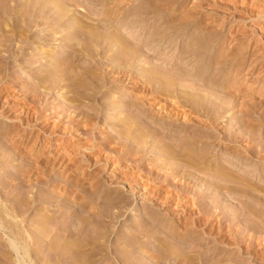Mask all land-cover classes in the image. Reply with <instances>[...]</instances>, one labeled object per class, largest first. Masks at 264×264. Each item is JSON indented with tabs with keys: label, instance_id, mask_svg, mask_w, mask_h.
Returning a JSON list of instances; mask_svg holds the SVG:
<instances>
[{
	"label": "rangeland",
	"instance_id": "1",
	"mask_svg": "<svg viewBox=\"0 0 264 264\" xmlns=\"http://www.w3.org/2000/svg\"><path fill=\"white\" fill-rule=\"evenodd\" d=\"M156 1L157 0H113V1L111 0V4L108 8L115 9V10L112 9L113 11L120 9V14L117 16L115 20L114 19H112L113 21L111 20L112 23L111 22L109 23L111 24L110 28L108 27V29H105L107 27L98 25L97 30H99L98 32L100 36L102 32H104L103 34L108 33L109 29H113V28L115 29L117 28L116 30H118L121 34L123 33L125 35V33L131 31L132 27H133L132 31L140 30L139 28L143 27L142 30L144 31L142 30H140V32L138 31L139 34L141 35V36L139 35V37H141L139 39L142 40V38L144 37L148 38L150 36L151 31L157 29L156 31H154L157 33L158 31L161 32L162 30H164V28H166L168 32L167 35L170 34L172 35V36L170 35L171 38L168 39L167 42L165 43L167 45V49L164 52L165 53L164 59H165V63H167L168 65H170L169 63L176 61L177 54L179 53L180 50H184V47L186 48V46L187 47L190 46L189 48L191 49L193 48V46L194 49L195 48L196 49L199 48V49L198 51H196L198 53L197 55L198 57L195 58L196 60L193 59L194 61L190 60L192 62H188L187 59L186 60L184 59L183 63L185 65L186 63L187 64L189 63L190 65H194V66L198 65L196 66V68H198L199 66H200L199 68H201L202 66V68L204 69L205 64L209 62L210 59L211 61H213L214 59L212 64L213 68L210 69V72L208 70L210 74L209 76L210 78L213 77L212 76L213 74H219L220 77L223 76L219 81H216L217 83L216 85L217 86L220 85L221 87H223L224 91L226 90L225 92L223 93L220 92V93L221 96H223L224 98L226 95L225 99H227V101H230L229 103L231 105L230 107L231 116L229 115L230 119L229 117L227 119H224L220 123L222 126L219 124V126L223 128L220 129L221 132L230 129L229 130L231 131L230 134L232 133L234 135L235 133V134H240L239 136H242L241 139L239 140L240 143H238L239 141H237V144L235 143V145H237L235 147L237 148L234 150H239L241 148L240 146H243L242 149H248L249 151L250 148L253 149L254 147L255 148L253 150L255 149L257 150V148H259L258 150L261 149L262 150L258 152V154H256L257 157L255 156V153H254L255 157L253 155L247 154L249 155L248 156L249 158H245V156H243V153L237 156L236 153L235 154L231 153V155L230 153L226 154L225 151L222 152L223 150L222 147L224 148L225 146L224 145L222 146L220 143H216V140L214 141L213 139V137H215L216 134H214L215 136L212 134L213 136L209 139L211 141L210 142L211 148L206 152V154L208 155L207 160L212 159L214 161L216 159L221 162H223L224 159L226 161L235 160L236 162H238V160L239 162H246V161L248 162L251 160L250 165H252L251 167L254 166L251 169L255 174L259 173L264 180V162H262L261 160L262 158H264V0H158L157 2ZM87 5L88 4L86 3L82 4V6L85 9L86 7H88ZM150 6L151 7L155 6L157 12L156 10L152 9ZM80 7L79 8L71 7V9L74 10L73 11L74 15L72 16V11H71L69 12V16L76 19V16L78 17L79 14L81 15V13L78 11L80 10ZM83 7H81V9ZM145 7L149 11L146 10ZM96 8L97 9L94 11V13L88 14L87 12L85 13V11L83 12L85 13V15L88 14L89 16L88 15L87 16L91 17L90 19H92V20L83 19L86 22V24H89L92 21L93 23L94 22L96 23L97 21L101 20V18L102 19L104 18L103 15L102 16L100 15L101 11L103 10L101 6L98 5L96 6ZM135 8L139 9L138 12H136V14L140 15L141 13L142 14L144 13L146 17V18L144 17L146 19L145 25L141 26L142 22L140 20V21H135L132 24H129V26L131 25L130 27L128 25L127 27L121 26V24L123 25L124 22L123 20L125 17V16L123 17L122 15H124V13H126L131 9L134 10ZM142 9L145 10L143 11ZM140 10L142 12H139ZM144 18L142 19V21L145 20ZM54 27H56V25ZM58 27L60 28V26ZM46 28H48L46 27V25L40 24L39 26L35 27V30L39 34L40 33L42 34V33H47L46 32L47 30H45ZM59 33H60L59 36L60 35L63 36L65 31H61ZM100 40H97L96 42L99 43ZM91 41L92 40L90 41L87 40V42L89 43ZM64 42L60 43V41L58 42L56 41V44L54 42V46H55L54 51L56 52L54 55L56 57L54 55H53L54 57L52 55L49 57V55H47V52L39 48L34 49L33 47H26L27 49L25 50L22 58H19L18 60H16V62H13V60L11 62L12 57L10 56L13 51H9L11 52L10 54H8L9 57L7 56L6 53L0 52V61L6 63L7 68L9 70L7 75L4 78H1L0 80V93H2L0 94V103H1L0 104V138H1L0 158L2 160L0 161V174L7 176V174L9 173L11 175V177L10 175H8L9 178L7 177L9 183L6 182L5 185L6 184L7 185L6 186L4 185L6 187V191L8 195L10 196L11 194L10 196L11 200L9 199V202H7V207L10 206L9 208H11L12 205L16 207L19 204L18 199H21L20 198L21 196L22 197L26 196L25 198L29 196L31 197L33 196L32 198L35 197V201L37 199V201L35 202V206L37 205L35 207L36 211L34 209H33L34 212H32V209L28 210L29 212L27 214L28 217L27 224L29 221H34L35 219H37L40 212L39 209L43 211V208L47 209L48 212L51 211L55 212V215L54 212L52 213L53 216L57 218V219L54 218L55 221H57L56 225L59 226L60 223L61 224L60 226H62V228L66 226L67 223H69L67 225L74 226V224H76L75 219L77 216L82 217V219L84 220L87 219L85 220L86 222L84 221L85 222L83 224L84 226L80 230V232L83 231L81 232L80 237L85 239H90L95 236L99 237L101 236V232L107 229L105 232L108 233L111 232L110 233L111 235H109V239L107 236L106 240H109L108 245L111 246V248L112 247L114 248V250L112 249L113 253H111L112 251L110 252L112 255L114 253L116 255L117 253H120V249L122 251L121 253H123L124 248H122L123 247L122 242L123 240H126L127 237L128 238L130 237L129 239L132 240L133 239L138 240V242H136L135 244V246L137 247L141 246L142 240H146V239L149 241L163 240V242L165 240L164 242V244L166 243L165 247L169 245L168 247H170L171 249L175 248L176 246L175 245L176 242L174 240L180 239V240H185V242H183L185 243L184 246L189 245V248L191 246V249H194V247L196 246L195 247L196 250L194 249V252L193 250H191L193 253L196 252L198 254L200 252L198 257L200 261L194 260L187 262V264H198V263L213 264L214 258L224 255H225L224 258L226 257L225 259L227 260L238 261V263L236 262L237 264L239 263L261 264V262L262 264H264V262L260 260V257L256 255V253L259 250H260L259 251L260 254L261 252L262 254H264V240H250L251 245L249 246V250H248L249 252L247 251V253H245L246 250L245 251L243 250L248 245V241L246 240H244L242 245L240 243L241 245L239 247L240 249L236 248L237 246H235L232 243L233 240H226L227 238L225 236H227L228 234H226L227 232L225 233L227 229L225 230V228L223 227L224 224L221 228L222 230L216 233L218 231L216 229L219 226L217 222L218 221L217 218L219 219V217L216 218L215 216L213 217L210 216L209 218V215L207 216V214H209L211 210H209V204L206 201H201V200L196 201L195 198L194 200H191L192 198L189 195L188 197L185 196L184 199L183 198L181 199L182 203L181 202L175 203V198L173 195L174 190H172V188H168V189L165 188L167 190L165 189L160 190V187H166L165 185L166 183L163 182L162 179L152 180L149 176H147L146 178V176L144 175H142L143 181H146L147 179H151L150 181L153 182L152 183L146 182L148 185H146V188L143 191L135 190V189L130 190L128 188V183L130 182L129 178L135 177V179L136 180L138 179L139 181V177H136L137 175L135 171L136 169L131 170L132 175H130L129 172H127V168H129L130 164L126 162L124 159L128 156V154L126 155V157H124V159L120 160V162L114 166H112L111 163H109V165L108 164L106 165L104 163L106 157H111L113 155L110 153H109L110 156L106 153L103 154V152L101 151V138L102 139L107 138L106 140L105 139L104 140L106 142L109 141V143L107 142L108 145H110V147L114 149H119L123 143L125 145L128 144L136 147L137 149L140 150L141 154L143 155L142 158L144 162L143 164L149 167L151 165V167L153 169H156L159 172V174L162 176H167V175L171 176V177L167 176L168 181H173L174 179L177 181L181 179L180 176H184V178H187L186 182H189L190 184L192 183L194 187L199 190H204L208 184H210L211 186L213 184H217L213 180H209L210 178L208 177L198 176L196 180L192 178H188V173H190L189 169L185 167H181L180 165H177L174 162H170V161L165 162V160L160 156V154L156 153V148L153 146V143L157 139H162L164 142H168V139L166 137L159 138L158 135L152 136L150 140L147 139V145L135 146L131 141V139H133L132 138L133 134L129 139L128 138L124 139V137L115 134L117 133L118 130H114L112 129L113 128L112 126H109L111 125V120L109 121L108 119L110 118L109 116H111V114H112L111 117H113L114 115L113 113H116L117 111L113 110L111 111L112 113L109 112L108 110L101 111V105H103L102 103L105 104L108 103V100H106V98L104 97L109 96L114 91H116L115 93L116 95L122 97L125 91L127 90L132 91L133 89L136 88L138 89V87L135 86V84L128 79L124 80L122 84L121 82L120 83L116 82V84L114 85L112 82L109 84L107 81V84L105 83L106 85L104 87L102 88L100 87L101 44L97 49H94L93 48L94 46L96 48L95 43L94 42L90 43L91 45L94 44V46L92 45L93 47H90V44L88 43L89 54H90V49H92L94 52L93 54L95 56L99 55L96 58L98 59L96 61L98 62V65L93 64L95 61L91 59V56L89 58L82 56L81 57L82 60L81 58L79 59L78 61L79 63L77 62L76 63L77 65H75V68H73L74 71L72 70V73H69L65 81H62L63 78L58 77L56 79L58 80L59 84L55 83L54 85L53 82H52L53 84L47 82L46 84L44 80L45 78H43V76L46 78L47 77L52 78V76L53 77L60 76L58 75V73H60L59 69L62 67L58 66L59 62L61 61L60 60L61 57L59 59L58 56L59 55L69 56L70 54L68 55V53L72 51L68 48L65 49ZM187 42L188 45H186ZM192 44L195 45L191 46ZM220 55L221 56L224 55V56L221 57ZM65 56H62V59ZM29 57H32L31 60H28ZM55 59L57 62L55 61ZM199 68L197 70H199ZM213 69L215 70V72L213 71ZM47 70H49V73H47L48 72ZM50 81L52 80L50 79ZM88 81L90 82L88 83ZM73 82L75 84H73ZM34 83L38 85V88L34 92H36L39 95L38 96L39 98L37 97L38 102H36V104L33 106L30 100L32 99L33 96L32 89ZM72 84L74 86H72ZM96 84H100V85L98 86ZM4 85H7L8 88H4L3 87ZM215 92L217 93V91ZM152 96L159 97L157 95H152ZM125 97L127 98L128 96L125 95ZM64 99H67L69 102L65 103ZM154 99H151V101H156V98ZM30 103L32 104V106ZM35 107H38L39 109L38 114L40 118H38L37 121L33 120V118L31 117L32 116L31 113L33 112V109ZM30 109L32 112L31 111L29 112ZM244 109L245 112L249 110V112L247 113L249 114L247 115L248 118L246 117V122L249 119L248 121L249 124H247L248 122L246 124L251 125V127L253 126L252 128L254 130L252 132H254L253 133L254 140L251 137L252 134L247 132L249 130L247 127H245L247 128L246 129L247 131H244L243 129L241 130V128H238V126L235 123H233L235 122L233 120H236L237 117L239 118L240 116H242L243 114L242 111L244 112ZM193 115H195V113H191L190 117L195 118L196 115L195 116ZM124 116H128L127 113H124ZM107 117L109 118L107 119ZM65 122L66 123L68 122V124H66ZM62 123L63 125L65 124L64 126L66 129L64 128V126H62ZM195 127L193 126V128L188 129V131H186L185 133L195 130L203 131V128L201 127L199 128V125H196ZM248 133L251 136H249ZM194 137L199 139V137L201 136L198 135L197 137L196 136ZM198 149L203 150V148H198ZM209 160L206 162L209 163ZM171 167L175 168V171H171L170 170ZM15 170H17L16 173L18 172V175L13 173V171ZM125 172L126 174H124ZM255 174L250 175L251 180H254L253 183L259 182L258 180L259 177L258 176L256 177ZM23 179L25 180L23 181ZM251 180L250 182H252ZM180 181L182 182L183 179ZM149 186L156 187V190L148 192L147 188ZM208 188H209L208 191L210 193L212 187L211 188L208 187ZM0 189L2 188L0 187ZM213 189L217 194V190L214 187ZM167 192L171 194L168 195ZM223 192L224 190H222V192L220 193L221 196L223 195L222 194ZM22 193H24L23 194L24 196L21 195ZM39 193L40 195L44 193L43 196L45 195V197L51 196L50 199L56 197L54 199L55 201L53 204L50 202L51 205L49 206L50 208L48 207L45 208L44 202H42L45 197L41 198L42 196H39ZM216 194L211 193V196H216ZM38 196L40 199H42V201L38 199ZM207 196H210V194H207ZM228 196L229 197L224 196V198L226 197V199L222 198L223 201L222 205H230V207L232 208L236 207L237 209V207L242 206L241 205L242 202L243 204L246 205L247 208L250 209L253 208L252 210L260 214L264 213V210H262V206L258 207V204L256 205V202H251L250 200H249L250 202L246 201L243 196H239L238 194L234 196L233 194H230ZM82 197L84 198L82 202L85 203V209H83V212L82 211L76 212V208L78 206L77 203L78 202L80 203L79 200L82 199ZM12 198L15 199L18 198L17 199L18 204H16V201H14ZM113 198H124V200L122 201L119 200V202H115L113 204L115 206L113 205L110 206L111 202L113 201ZM238 200L239 202L241 200V202L240 203L237 202ZM74 201L77 202L75 203ZM109 201L111 202L109 203ZM17 207L18 209L15 208L17 214H20L18 213V210L21 211L20 210L21 207L20 206ZM91 207L92 208L94 207L95 210L92 209ZM105 207H111V211L114 213L115 212L119 213V211H121L120 214L122 213L123 214L117 219V221L115 220L111 221L106 219V222H104V224H101L100 216L91 217L92 215L89 214L90 211L92 213V211L94 210L93 212L97 213L98 211L96 210L100 211L102 208ZM74 211L76 212V214L77 213L78 214L74 215L75 213ZM88 211L89 213H87ZM200 211H202V213ZM73 216L76 217L74 218ZM246 216L245 219L248 218L247 219L248 222L253 221L254 223L253 224L252 222H250L249 224L252 223L255 226V229L254 228L253 229L254 231H256L255 232L256 236L254 235L253 239L255 237L264 239V229H262V227L261 228L259 227L260 225L257 222V220L255 221L253 217L250 216V214H246ZM90 218H93L94 221H97L99 223L94 222L93 219ZM140 218L141 219L144 218V219L141 221V223H139L141 227L137 226L139 228V229L137 228V230L139 231H137L135 228H133L132 230L131 224L134 223V226H136L137 222L140 221L139 220ZM191 220L192 221L194 220L195 222H192ZM186 221H190L191 223H188ZM155 223L157 224L161 223L162 228L157 229ZM243 223L245 222L243 221ZM243 223L240 222L238 224L239 226H235V224L233 223L234 225L232 226V229L234 228L233 231L234 230L236 231V229L237 230L240 229V227L247 226V225L244 226ZM255 223L256 224L258 223L257 225H259L258 227L260 229L256 227L257 225ZM27 224H24V228H27L25 226ZM190 224L192 226H190ZM170 226L172 227V229H170L171 228ZM102 227H104L105 229ZM60 228L61 227H59L58 229ZM62 228L59 230L58 234H57L58 230L54 232V229H52L53 230L52 232H54L53 234H55V236L57 235L56 237H54L53 235L54 238L57 239L59 235L62 236V234L60 233V231H63ZM146 228L149 229V232L141 234L140 233L141 229L143 230L145 229L146 231H148V229ZM49 229L50 228H48V230ZM230 236L231 235H229V237ZM48 241H50V244H52L53 242V246H56V244H54L55 241L56 243L58 242V240L55 241L32 240V244H31L32 249L30 248V250L33 251L29 252V254H31V256L34 254V256L32 257H35V255L37 256L34 258L35 260L32 259L31 261L32 264L44 263L42 262V260L45 259L46 257L45 255H47L46 253L48 252L47 250L48 248L47 249L45 248V244H48L49 247L51 246L48 243ZM63 241L66 240H59L58 244L60 245V243ZM79 241L81 242V240ZM230 241L233 245L232 244L230 245ZM65 243H69V241L63 242L64 245ZM66 245L64 247H66ZM95 253H94L95 257H93L94 258L93 262L95 263H93L91 259V263L89 262V264L92 263L101 264V262H104V264H111V263L114 264L112 262V259L108 257L102 259L101 254L97 255V252ZM125 253L126 255H128V257L131 255L132 257L137 256L140 258L141 257L143 258V256L144 257L147 256L149 258L150 255V252L149 253L146 252L147 253L146 254L145 252L138 251L137 249ZM111 254L109 255V257L113 258ZM69 255L70 254L68 253L67 255L62 256V258L59 257L53 261L52 260L48 261L49 263L46 262L44 264H78L73 259L69 258ZM170 264H175V262Z\"/></svg>",
	"mask_w": 264,
	"mask_h": 264
},
{
	"label": "bare ground",
	"instance_id": "2",
	"mask_svg": "<svg viewBox=\"0 0 264 264\" xmlns=\"http://www.w3.org/2000/svg\"><path fill=\"white\" fill-rule=\"evenodd\" d=\"M84 3L88 4L87 5L88 7H86V9L82 6V4H84ZM114 3H116V2H114ZM110 4H111V0H0V52L6 53L7 56L9 57L8 54L11 53L9 51H13L11 56H10V57H12L11 62H12V60H13V62H16V60H18L19 58H22L25 50L27 49L26 47H33L34 49L39 48L41 50H44L45 52H47V55H49V57H50L51 55L53 56L56 53L54 51V48H55L54 42L56 44V41L57 42L60 41V43L65 41L66 42V43L64 42L65 49L68 48L72 51L70 53H68V55L70 54L69 56H67V55L66 56L65 55H61V56L59 55L58 56V54H57L59 59L61 57V59H60L61 61L59 62L58 66H60L62 68L59 69L60 71L57 70L60 72V73H58V75H60V76H54L55 78L53 76H52V78L51 77L46 78L43 76V78H45L44 79L45 83L47 82V83L51 84L53 82L55 85V83L59 84L58 80L56 79L58 77L63 78V80L62 79L61 80L65 81L66 77L69 75V73H72L73 68H75V65H77L76 63L79 61V59L82 56L88 57V58L91 56V59H93V61H95L93 64L98 65V62H96L98 59H96V58L99 55L95 56L93 54L94 52L92 49H90V54L91 53L92 54L91 55L89 54V48H88L89 42H87V40L88 41L92 40L90 43H93V42L95 43L96 48H95L94 44H92L94 46L93 47L89 43L90 47H93L94 49H97L101 44V58L99 57L101 59V85L100 84H96V85H98V86L100 85V87L102 88L107 84V81L109 84L112 82L114 85V84H116V82L117 83L121 82V84H122L124 80L128 79V80H131L135 84V86L138 87V89L136 88V89H133L132 91H128L126 89L127 91H125V93L123 92L124 95H122V97L121 96L119 97L118 95H116L115 94L116 91H114V92L112 91L113 93H111L109 96L104 97V98H106V100H108V103L107 104L102 103L104 106L101 105V111H103V110H108L109 112H111L113 110L117 111L116 113H113L114 114L113 117H111L112 114H111V116H109L110 118L107 117V119L109 118L108 119L109 121L111 120V125H109V126H112L113 127L112 129L119 131V132L117 131V133H115V134H117L118 136L124 137V139L125 138H128V139L131 138V135L133 134L132 135L133 139H131V141L135 146L147 145V139L150 140L152 138V136L158 135L159 138L166 137L168 139V142H164L162 139H157L153 143V146L156 148V153L157 154L159 153L160 156L165 160V162L166 161L174 162L175 164L180 165L181 167H185V168L189 169L190 173H188V178H192V179L196 180L198 176L208 177V178H210L209 180H213L217 184H213L212 186L210 184H208L210 186L207 185V187H205L204 190H199V189L195 188L192 183L191 184L193 186L189 182H186L187 178H184V176H180L181 179H179L177 181L175 179L174 180L172 179L173 181H168L167 176H169V175L162 176L159 174V172L156 169H153L151 167V165L149 167V166L143 164L144 163L143 159H142L143 155L141 154L139 149H137L136 147H134L132 145H128V144L125 145L124 143H123L124 145L122 144L119 149H114V148L110 147V145H108L109 141H107L108 143L105 141L107 138L106 139L104 138L105 140L101 138V151L103 152V154L106 153L109 156H110V154H112L113 156L106 157L104 163L106 165L107 164L109 165V163H111L112 166H114L117 163H119L120 160L124 159V157H126V155L128 154V156L124 159L126 162H128L130 164L129 168H127V172H129V174L132 175L131 170L136 169L135 170L137 173L136 177H139V181H138V179L136 180L135 177L129 178L130 182L128 183V188L130 190L135 189V190L143 191L146 188V185H148L146 182L152 183L153 181H150L151 179L152 180H161L162 179V181L166 183L165 184L166 187H160V190L165 189V188H167V189L172 188V190H174L173 195L175 198V203L181 202L182 198L184 199L185 196L188 197L189 195L192 198L191 200H194V198H195L196 201L197 200L206 201L209 204V210H211L210 213L207 214V216L209 215V218H210V216H212V217L215 216L216 218L219 217V219L217 218L218 221L216 220L219 224V226L217 225L218 227L216 230H218V231L216 233H218L222 230L221 228L224 224L223 227L225 228V230L227 229V231H225V230L224 231H225V233L227 232L226 234H228L227 236H225L227 238L226 240H233L232 243L235 246H237L236 248H239L242 245V243L244 242V240L248 241L247 247L243 249L244 251L246 250L245 253H247V251L249 250V246L251 245L250 240H264V239H261L259 237H255L253 239L254 235L256 236V234H255L256 231H254L255 226L253 225L254 224L253 221L248 222L247 221L248 218L245 219L247 217L246 214H250V216L253 217V219L255 221L257 220V222L259 223L260 226L257 225L258 223L257 224L255 223L257 225L256 227L259 226L260 228L262 227V229H264V213L260 214L258 212H255L254 210H252L253 208L252 209L247 208L246 205L241 202L242 199L240 200L242 206L237 207V209H236V207H234V208L230 207V205H222V202H223L222 198H224V196L229 197L228 195H230V194H233V196L238 194L239 196H243L246 201L250 200L251 202H256V205L258 204V207L262 206V210H264L263 209L264 208V180H263L262 176H260L259 173L255 174L253 172V170L251 169L254 167V166L251 167L252 165H250L251 160L248 162L247 161L246 162H239V160H238V162H236L235 160L234 161H226L224 159L225 162L223 161L224 162L223 163V162L216 160V159L214 161L212 159L211 160L208 159L209 163H207L206 161H208L207 160L208 155L206 154V152L208 150H210V148H211V146H210L211 141L209 139L214 134H216V136L214 135L215 137H213L214 141L216 140V143H220L222 146L223 145L225 146L224 148L222 147V149H223L222 152L225 151L226 154L230 153V155H231V153H234V154L236 153V156H237V155H240L241 153H243V156H245V158H249L248 157L249 155H247V154L254 156V153H255V156H256V154H258V152H260L262 149L258 150L259 148H257V150L256 149L253 150L255 148L253 146L254 148L253 147H252L253 149L250 148V151H249L248 149H242L243 146H240L241 148L239 150H234L237 148V147H235V146H237V145H235V143L237 144V141H239L242 136H239L240 134H235V133H234V135L232 133L230 134L231 131H229L230 130L229 128H228L229 130H227V131L224 130V132H221L220 129L222 127H220L219 124L224 119H227L228 117L230 119V116H231L230 115V111H231L230 107H231V105L229 103L230 101H227V99H225L226 95H225V98L223 96H221L220 92L223 93L226 90L224 91L223 87H221L220 85H218V86L216 85L217 84L216 81H219L223 76L220 77L219 74H213V73H212L213 77L210 78V76H209L210 75L209 74L210 69L213 68L212 64H213L214 59H213V61H211V59H210L209 62H207V63L205 62L206 63L205 66L203 63L204 69L202 68V66H201V68H199L200 67L199 66L198 67L199 70H197L198 68H196V66H198V65L194 66V65H190L189 63L188 64L186 63V65H185L183 63L184 59L185 60L187 59L188 62H192V61H194L193 59L198 57L197 56L198 53L196 51H198L199 48L194 49L193 45L196 44V42H195V44L191 45V46H193L192 49L189 48L190 46H188V47L186 46V48L183 46L184 50L179 51V53L177 54L176 61H173L172 63H169L170 65H168L167 63H165V59H164V56H165L164 52L167 49V45L165 43L167 42L168 39L171 38L172 35L171 34H170L171 36L167 35V33H168L167 29L164 27H163L164 30H162L161 32L158 31L157 33L154 32L157 29L156 30L153 29L154 31L150 32V36L148 38L144 37V38H142V40L139 39V38H141V37H139V35H140L139 32H140V30L143 29V27L139 28L140 30H136V31L135 30L132 31V29H133V27H132L131 31L127 32L128 34L125 33V35L123 33L121 34L118 30H116L117 28L115 29L112 27L113 29H109L108 33L103 34L104 32H102V33L100 32L101 33V36H100V34L98 32L99 30H97L98 25L107 27L105 29H108V27L109 28L111 27V24H109L111 22V20L112 19L115 20L117 18V16L120 14V9L113 11L115 9L112 8L113 9L112 10L111 8H108L110 6ZM98 5L101 6V8L103 9V10L101 9L102 11H101L100 15L101 16L103 15L104 18L103 19L101 18V20H99V21H97L98 20L97 19L96 23L95 22L93 23V21H92L91 23H89L90 25L86 24V22L83 19L92 20V19H90L91 17H88L89 16L88 14L94 13V11L97 9L96 6H98ZM80 6L83 8L81 9ZM71 7H74V8L80 7V10H78V11L81 13V15L79 14V16L77 17L75 14L76 19L69 16V12H71V11H72V16L74 15L73 14L74 10L71 9ZM138 8H135L134 10L131 9L132 11L131 10H129L127 12L125 11L126 13H124V15H122L123 17L124 16L125 17L123 20L124 21L123 25L121 24V26L127 27V25L129 26V24H132L135 21H140V20L143 23V25H142V23L140 22L141 26L145 25V22H146L145 18L146 17L144 15V13L140 14L142 16L136 14V12H138V10L140 9V8L139 9ZM151 8L156 10L155 6H152ZM142 10L144 11L145 9H142ZM146 10H148V9L146 8ZM84 11H85V13L86 12L88 13L87 14L88 16L85 15V13H83ZM139 12H142V11L140 10ZM156 12H157V10H156ZM145 13H146V11H145ZM96 16H97V14H96ZM147 16H149V15H147ZM143 18L145 20L142 21ZM74 19H75V21H74ZM40 24H44V25H46V27H48L45 29V30H47L46 31L47 33H42V34L40 33L39 34L38 32H36L35 27L39 26ZM169 24H170V22H169ZM55 25H56V27H54ZM58 26H60V28ZM57 28H59V29H57ZM55 29H57V30H55ZM165 29H166V31H165ZM61 31H65L63 36H61V35L59 36V34H60L59 32H61ZM120 31H121V29H120ZM142 31H144V30H142ZM145 31H146V29H145ZM100 38H101V40H100ZM62 40H64V41H62ZM97 40H100V42L97 43L96 42ZM198 44H201V43H198ZM186 45H188V42ZM197 47H198V45H197ZM91 50H92V52H91ZM42 52H41V54H42ZM220 53H222V52H220ZM62 56H65V57L62 59ZM223 56L224 55H222L221 57H223ZM31 58L32 57H29L28 60H31ZM59 59H58V61H59ZM81 60H82V58H81ZM190 60H192V61H190ZM55 61H56V59H55ZM99 67H100V65H99ZM77 69H79V68H77ZM214 69H213V71L215 72ZM49 70H47L48 71L47 73H49ZM208 70H209V72H208ZM8 71L9 70L7 68L6 63H4L3 61H0V80H1V78H4L7 75ZM216 72H218V71H216ZM37 76H38V74H37ZM50 79L52 81H50ZM16 81H17V79H16ZM90 81H88V83ZM73 84H75V83L73 82ZM73 84H72V86H74ZM230 85H229V88H230ZM3 87L8 88L7 85H4ZM37 88H38V85H36V83H34L33 89H32L33 90V93H32L33 96H32V99L30 100V102L33 104V106L36 104V102H38L37 97L39 95L36 92H34ZM225 89H226V87H225ZM215 91H217V93ZM65 92H67V91H65ZM0 94H2V93H0ZM225 94H227V93H225ZM125 95H127L128 97L126 98ZM152 95H157L160 98L156 97V96L153 97ZM154 98H156V101H151V99H154ZM64 102L67 103L69 101L67 99H64ZM32 104H31V106H32ZM37 109H38V107H35L33 109V112L31 111V109L29 110V112L30 111L32 112L31 117L35 121H37L38 118H40V116L38 114L39 109L38 110ZM234 109H235V107H234ZM248 112H249V110L247 112H245V109H244V112L242 111V113H243L242 116H240L239 118L237 117V119L235 117L236 120H233L235 122H233V121L232 122L235 123L238 126V128H241V130L243 129L244 131H247L246 129L248 128L249 130L247 132L252 134V136H251L248 133L249 136H251L252 139L254 140V138H253L254 132H252L254 130L252 128L253 126L251 127V125H247V124H249V122H248L249 119L247 121L248 123L246 122V117H247V115H249V114H247ZM101 113H104V112H101ZM124 113H127L128 116H124ZM191 113H195L196 116L193 115V116H195V118L190 117ZM63 123H62V126L65 125V124L63 125ZM228 123H230V122H228ZM66 124H68V122ZM77 125H78V123H77ZM196 125H199V128L200 127L203 128V131L202 130L201 131L195 130V131H189V132L185 133L186 131H188V129H191V128H193V126L195 127ZM184 126H185V128H184ZM50 127H51V125H50ZM245 127H247V128H245ZM64 128H65V126H64ZM83 134H85V133H83ZM243 134H245V133H243ZM8 135H10V134H8ZM198 135L201 136V137H199V139L194 137V136L197 137ZM203 139H204V141H203ZM0 140H1V138H0ZM238 143H240V141ZM198 148H203V150L204 149L205 150L204 151L199 150ZM212 149H213V147H212ZM261 160H262V162H264V158H262ZM0 161H2L1 158H0ZM205 163H207V164H205ZM170 170L175 171V168L171 167ZM16 171L17 170L13 171V173L18 175V172L16 173ZM172 173H174V172H172ZM124 174H126V172ZM253 174H255L256 177L257 176L259 177L258 178L259 182L253 183L254 180H251V177H250V175H253ZM8 175H10V174L8 173L7 176L0 174V187L2 188V189H0L1 190L0 191L1 192L0 193V264H32L31 263L32 259L37 257L36 255H35V257H32V256H34V254L32 256H31V254H29V252L33 251V250H30L32 240H35V241L36 240H38V241L39 240H54V241L58 240L57 243H56V241L54 242V244H56V246H53V242H52V244H50V241H48V243L51 245L50 247L48 244H45V248L46 249L48 248L47 249L48 252L46 253L47 255H45L46 256L45 259L42 260L44 257L41 259L42 262H44V263H46L50 260L53 261L59 257L62 258V256L67 255L69 253L70 254L69 258L73 259L76 263H78V264H89V262L91 263V259L93 262V259H94L93 257H95V255H94L95 252H97V255L101 254L102 259L106 258V257L112 259V262L114 264H170L173 262H175V264H187V262L199 260L198 257H199L200 252L198 254L196 252L193 253L194 249L196 250V248H195L196 246L194 245L195 246L194 249H191V246L189 248V245L184 246L185 243H183V242H185V240H180V239L174 240L176 242L175 243L176 246H175V248L171 249L170 247H168L169 245H167V247H165V244H166V243L164 244L165 240L163 242V240L149 241L146 239V240H142L141 246L137 247V246H135V244H136V242H138V240H134V239L132 240V239H129L130 237L129 238L127 237V239L123 240V242H122V245H123L122 248H124L123 253H121L122 251L119 248L120 253H117V255L114 253L112 255L111 254V253H113L112 249L114 250V248L113 247L111 248V246L108 245L109 240H106L107 236L109 239V235H111L110 234L111 232H109V233L105 232L107 229L105 231H102L101 236H99V237L95 236V237H92L90 239H85V238L80 237L81 232H83V231L80 232V230L84 226L83 224L86 222L85 220H87V219L84 220V219H82V217L73 216L74 218L76 217V219H75L76 224H74V226H72V225H67V224H69V223H67L66 226H64L62 228V226H60L61 225L60 223H59V226L56 225L57 221H55V219H57V218H55L53 216V213H52L54 211L48 212V210L44 209V208H43V211L39 209L40 212H39L37 219H35V220L33 219L34 221H29L31 223L28 222V224H27V218H28L27 214L29 212L28 210L32 209V212H34L33 211V209H34L36 211L35 207L37 205L35 206V202L37 201V199L35 201V197L32 198L33 196L32 197L29 196L27 198H25L26 196L25 197L21 196L20 197L21 199L12 198L14 201H16V204H18L17 203V199H18L19 204L17 206L21 207V209L19 207V209L21 211L18 210V213H20V214H17V211L15 209V208L18 209L17 206L15 207L12 205V207H15V208H12V207L9 208L10 206L7 207V202H9V199L11 200V197H10L11 194H10V196L8 195V193L6 191V187H5L7 185V184L5 185V183L8 182V180H7V177L9 178ZM142 175L146 176V178H147V176H149L151 179L146 180L144 178L146 181H143ZM10 177H11V175H10ZM169 177H171V176H169ZM172 177H174V176H172ZM20 179H21V177H20ZM182 179H183V181L181 182L180 180H182ZM24 180L25 179H23V181ZM39 180H41V179H39ZM250 180L252 182H250ZM28 182H29V180H28ZM208 187H210V188L212 187L211 188L212 190L210 191V193L208 191V189H209ZM213 187L217 190V194L214 191ZM167 189H165V190H167ZM19 190H21V189H19ZM25 190H24V193H25ZM155 190H156V187H153V186H149L147 188L148 192L155 191ZM165 190H164V192H165ZM222 190H224V192L222 193L223 197L220 194L222 192ZM59 192H61V191H59ZM24 193H22L21 195H23ZM211 193H215L216 196H211ZM43 194L40 195V193H39V196H42L41 198H44L45 195L43 196ZM170 194L168 193V195H170ZM207 194H210V196H207ZM64 195H65V193H64ZM212 195H214V194H212ZM39 196H38V199H40ZM50 197L46 196L44 198L45 200L43 199V201H42V199H40L42 202H44L45 208L46 207L50 208L49 207V206H51L50 202L53 204L55 201L54 199L56 197L52 198L53 200L50 199ZM231 198H233V197H231ZM236 198H238V197H236ZM224 199H226V197ZM83 200H84V198L82 197V199L79 200L80 203L79 202L77 203L78 206L76 208V212H80V211L83 212V209H85V203L82 202ZM110 200H112V199H110ZM119 200L122 201V200H124V198H113V201H112L113 203L111 201H109V203L111 202L110 206L113 205L115 202H119ZM243 201H244V199H243ZM74 202L76 203L77 201H74ZM237 202H239V200ZM13 203H15V202H13ZM156 203H158V202H156ZM158 205H157V207H158ZM174 205H176V204H174ZM88 206H90V205H88ZM113 206H115V205H113ZM116 207H118V206H116ZM92 209L95 210L94 207ZM102 209L100 211L96 210V211H98L97 213L93 212L94 210L92 211V213L90 210H89L90 213H89V211L87 213L91 214L92 215L91 217L100 216L101 224H104V222H106V219L111 220V221L112 220L117 221V219L123 214V213L120 214L121 211H119L118 209L117 210L119 211V213L118 212L117 213L112 212L111 207H105ZM122 210H124V209H122ZM212 210H214V211H212ZM257 211H258V209H257ZM76 212L74 213V215L78 214V213L76 214ZM200 212L202 213V211H200ZM98 213L101 215H99ZM54 215H55V212H54ZM62 216H63V214H62ZM89 217H90V215H89ZM90 219H93V218H90ZM100 219H99V221H100ZM143 219L140 218L139 219L140 221L137 222L138 225L136 224V226H134V223L131 224V229L133 230V228H135L137 230V228H138L137 226L141 227L139 223H141V221ZM146 219H147V217H146ZM93 221H94V219H93ZM243 221L247 224L243 223ZM94 222H97V221H94ZM184 222H183V224H184ZM186 222L191 223L190 221H186ZM192 222H195V221L193 220ZM232 222L235 224V226H239L238 224L240 222L243 223L244 226L245 225H247V226L240 227V229H238V230L236 229V231L235 230L233 231L234 228L232 229V226H234V225ZM250 222H252L253 224L252 223L249 224ZM97 223H99V222H97ZM24 224H27L25 226L28 229L24 228ZM62 225H65V224H62ZM155 226L157 229L162 228L161 223L160 224L155 223ZM190 226H192V225L190 224ZM47 227L50 228L49 229L50 232H49ZM59 227H61L63 229V231H60L62 236L59 235L60 237L59 236L58 237L60 239L58 237L56 239L54 237H56L57 235L55 236V234H53V233L58 230L57 231V234H58L59 230L61 229V228L58 229ZM109 227H111V226H109ZM46 228H47V230H46ZM92 228H94V227H92ZM102 228H104V227H102ZM106 228H108V227H106ZM148 228H146V229H148ZM52 229H54V232H52L53 231ZM170 229H172V227ZM170 229H168V230H170ZM137 231H139V230H137ZM140 231H141L140 233L143 234V233L149 232V229H148V231H146L145 229L144 230L141 229ZM157 231H159V230H157ZM53 235H54V237H53ZM85 235H86V233H85ZM229 235H231V236L229 237ZM59 240H66V241H69V243H65V245L66 244L67 245H66V247H64L65 245L63 244V242H66V241L61 242L59 245L58 244ZM79 240H81V242ZM192 243H190V244H192ZM232 243L230 241V245ZM240 243H241V245H240ZM134 249H137L138 251L145 252V253L150 252L149 258L147 256H145V257L143 256V258L142 257L140 258L137 256L132 257L131 255L128 257V255H126L125 252H130V251H133ZM128 250H130V251H128ZM191 250H193V252ZM259 251L257 253L255 251L254 252L256 253V255H258L260 257V260L264 262V254H262V252L260 254ZM109 253L113 256V258L109 257V255H110ZM216 256H217V254H216ZM224 256H220L217 258L213 257L215 259V260L213 259V264H237L238 263V261L227 260V259H225L226 257L224 258ZM93 263H95V262H93ZM101 264H104V262H101ZM261 264H262V262H261Z\"/></svg>",
	"mask_w": 264,
	"mask_h": 264
}]
</instances>
